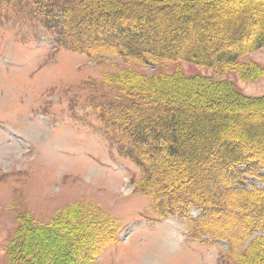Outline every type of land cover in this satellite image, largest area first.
<instances>
[{"label":"rangeland","instance_id":"obj_1","mask_svg":"<svg viewBox=\"0 0 264 264\" xmlns=\"http://www.w3.org/2000/svg\"><path fill=\"white\" fill-rule=\"evenodd\" d=\"M250 2L228 0L206 20L220 26L237 13L253 19L264 14V6L248 12ZM35 8L33 0H0V264H250L264 230L246 236L236 226L217 227L209 233L213 237L194 240L189 218L197 220L200 211L191 207L184 215H160L141 170L126 147L120 143L119 150L113 136L110 141L92 104L112 99L107 80L124 72L203 77L243 97L263 98L264 46L228 69L139 63L103 52L92 59L61 45ZM251 31L260 34V25ZM198 39L184 41L201 43ZM212 44V50L222 49ZM250 64L256 67L252 75ZM253 112L264 116V108ZM245 114L243 122L264 124V117L246 121ZM262 182L244 175L239 185L263 189ZM35 226H49L52 234L36 263L22 250L25 231ZM103 228L111 232L110 240H101ZM86 229L99 241L96 248L78 247ZM66 240L71 259L65 258Z\"/></svg>","mask_w":264,"mask_h":264},{"label":"trees","instance_id":"obj_2","mask_svg":"<svg viewBox=\"0 0 264 264\" xmlns=\"http://www.w3.org/2000/svg\"><path fill=\"white\" fill-rule=\"evenodd\" d=\"M33 1L37 15L43 14L61 45L92 59L103 52L139 63L187 62L228 69L264 46V14L253 19L247 17L249 13H237L219 28L207 22L209 12L225 7L228 0ZM261 6L264 0H251L248 12L257 13ZM255 24L261 27L258 35L251 31ZM192 36L201 43H185ZM213 42L222 49L212 50ZM249 67L248 75H252L256 67ZM107 81L115 96L92 105L108 126L106 135L115 137L120 149L121 144L126 147L141 170V181L160 215H184L191 207L199 210L201 217L189 218L194 240L213 237L209 233L217 227L236 226L246 236L264 230V188L248 190L239 185L244 175L264 183L259 172L264 171V124L242 118L245 113L246 121L264 117L253 112L264 108V97L250 99L223 82L181 74L142 77L124 72ZM50 228L35 226L25 231L22 250L34 263L42 260V245L50 243ZM92 232L83 230L78 247L96 248L99 241ZM110 234L103 228L101 240H110ZM257 242L250 264H264V239ZM65 248L61 253L71 259L68 242Z\"/></svg>","mask_w":264,"mask_h":264}]
</instances>
